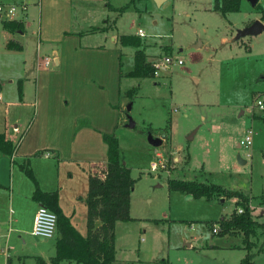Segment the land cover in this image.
Returning <instances> with one entry per match:
<instances>
[{
	"label": "rangeland",
	"instance_id": "1",
	"mask_svg": "<svg viewBox=\"0 0 264 264\" xmlns=\"http://www.w3.org/2000/svg\"><path fill=\"white\" fill-rule=\"evenodd\" d=\"M25 1L32 6L26 22L36 29L34 8L38 0ZM212 1L166 0L157 7L152 0H46L48 10L43 8L41 16V26L45 29L64 28L71 4L72 25L78 29L85 31L107 20L113 36L118 39L135 36L137 30L144 34L139 38L138 48L106 41L105 48L71 52L70 62L78 57L113 61L120 54L121 71L125 74L132 69L136 50H141L149 63L174 53L183 57L181 66L168 65L156 77H122L113 121L101 128L102 134L117 139L119 159L134 181L129 195L131 220L121 223L117 229L116 253L121 260L113 264H126L121 261L128 259L137 260L134 264L146 261L147 264H237L243 257L244 251L238 248L240 237H219L210 231L211 225L217 228L216 222L230 215L236 199H186L187 195L168 190V179L214 184L241 192L251 199L252 217L264 226V113L252 108L254 99L264 96V31L233 41L237 30L259 20L264 0H257V9L247 0H241L237 12L225 15L212 9ZM106 2L109 6L105 8ZM82 4L83 9L79 10ZM93 5L92 12L87 13L88 7ZM82 35V45L103 44L100 34ZM76 42L71 40L69 44ZM198 42L200 46L195 49ZM33 44L32 41L27 51L31 72ZM45 51L47 49L41 48L38 62H42L40 57H44ZM14 56L21 60L20 56ZM48 67H51L50 62ZM65 72L49 80L48 88L53 92L50 99L55 106L63 104L60 98L68 92ZM3 77L7 80L8 74ZM84 83L81 80L79 91L83 99L94 103L97 91L85 89ZM58 92L61 95H57ZM66 98L71 104L72 97ZM129 121L133 123L131 128ZM59 126L60 134L65 136L61 146L68 150L69 128ZM248 130L252 133L250 149L238 148L239 140ZM94 133L93 153L96 155L102 153L104 145ZM148 135L159 139L160 146H151ZM156 155L165 161V168L157 167L152 172L150 163L158 161ZM237 157L245 160V164H239ZM92 168L94 175L104 171L100 165ZM85 197L86 190L81 203L74 207L73 219L76 223L80 218L76 229L82 236L86 230ZM24 239L28 246L40 250L44 262L49 264L54 256V240L35 243L29 235ZM186 244L190 247L186 248ZM252 264H264V245Z\"/></svg>",
	"mask_w": 264,
	"mask_h": 264
},
{
	"label": "crops",
	"instance_id": "2",
	"mask_svg": "<svg viewBox=\"0 0 264 264\" xmlns=\"http://www.w3.org/2000/svg\"><path fill=\"white\" fill-rule=\"evenodd\" d=\"M15 1H0L3 5L14 4L24 7V11L14 19L22 22L23 29L19 32L10 33L4 30L1 24L4 19L0 17V134L4 135L7 142L14 145L11 155L0 152V264H26L29 261L35 264H46L42 252L28 246L24 239L31 230L35 210L41 204L32 201L33 185L22 173L19 165L29 167L42 192L56 193L60 210L64 216L68 217L70 224L77 231L76 225H79L80 218H77L76 223L73 222L74 207L81 203L85 190L87 194V180L92 167L100 165L102 170L105 169L106 148L103 144L104 152L102 150V153L94 155L93 132L101 140V135H103L101 128L109 126L113 121L114 108L117 107L120 93V81L126 73L121 71L120 54H117L113 61L100 57H78L70 62L71 59L68 58L71 52L76 53L77 50L105 48L106 41L118 42V37L113 36L107 20H102L101 26L90 27L91 29L85 31L78 29L72 25L73 9L70 4L69 16L63 25L64 28L45 29L41 26V16L43 8L48 10V3L46 0L45 2L38 0L34 8L37 12V27L33 29L26 22L31 4L25 0ZM83 6L84 4L79 7V10L83 9ZM108 6L106 2L105 8ZM94 7V5L89 6L87 13L92 12ZM90 18L92 19V15ZM83 33L91 36L100 34L103 44L99 46L82 45L80 37ZM9 40L18 43L20 50H7L5 44ZM71 40L77 42L71 46L69 44ZM32 41L35 54L31 72L27 64V61L31 60L27 51ZM55 42H57L56 46ZM64 45H68L65 48L68 51H65ZM41 48L47 51L44 52V57L40 58L50 57L51 67L44 68L41 62H38ZM14 55L20 56L21 60ZM23 55L24 57H21ZM67 62L68 65L64 67ZM4 72L8 74L7 80L3 77ZM61 72L68 75L65 77L68 92L60 98L63 104L59 103L55 106L51 103L50 97L53 92L48 88V84L50 78L54 75H61ZM31 77H33L32 84L30 83ZM81 80L85 82V89L89 87L97 91L94 103L83 99L79 91ZM194 81L196 83V79ZM57 95L61 93L58 92ZM66 96L72 97L71 104H68ZM263 97L261 98L264 100ZM73 100L79 105H76ZM66 109H69L68 114H66ZM61 124L69 128L68 150L61 146L65 138L60 134L59 125ZM191 136L188 139H191ZM44 155L47 157L45 158ZM185 156V163H187L189 156L188 154ZM241 161V165L245 164V160L241 159ZM250 202L249 198L251 208ZM121 223L123 222H116L114 226V262L121 260L116 253L117 229ZM79 235L82 236L80 233ZM31 240L35 242L32 238ZM189 247L190 244H186V248ZM134 261L137 260L128 259V261L122 260L121 262L129 264ZM60 264L73 263L62 262ZM144 264H147V261Z\"/></svg>",
	"mask_w": 264,
	"mask_h": 264
},
{
	"label": "trees",
	"instance_id": "3",
	"mask_svg": "<svg viewBox=\"0 0 264 264\" xmlns=\"http://www.w3.org/2000/svg\"><path fill=\"white\" fill-rule=\"evenodd\" d=\"M241 0H213L212 9L221 15L237 12ZM258 8V4L254 6ZM259 21L264 23V10H260ZM2 27L10 33L23 29L22 22L3 20ZM118 42L123 47L140 46L136 36H121ZM9 51H19L20 45L12 40L5 44ZM153 68L147 62L141 50L133 54L132 69L125 74L130 78L152 77ZM134 92V89L131 90ZM130 96V93H127ZM264 121V116H262ZM149 133V129H145ZM105 145V169L103 178L89 175L87 180V194L85 197V236L82 237L64 216L57 203L55 192H42L27 165H19L22 173L31 181L33 191L32 201L40 203L56 216V237L54 239V256L50 264L68 262L73 264H113L114 263V226L116 222H128L129 195L134 181L129 170L119 159L118 141L112 135H101ZM14 145L7 142L0 134V152L11 155ZM166 185L169 191L190 195L192 198H234L235 208L227 218H220L217 222L216 235L237 236L241 238L243 257L237 264H252L253 258L262 251L264 245V226L251 215L248 206L249 198L238 191H229L214 184H204L196 181L168 179ZM241 209L240 214L235 210ZM212 225L210 226V231ZM236 248V247H233ZM42 264V263H38ZM134 264V263H129Z\"/></svg>",
	"mask_w": 264,
	"mask_h": 264
},
{
	"label": "built area",
	"instance_id": "4",
	"mask_svg": "<svg viewBox=\"0 0 264 264\" xmlns=\"http://www.w3.org/2000/svg\"><path fill=\"white\" fill-rule=\"evenodd\" d=\"M23 11H24L23 6L0 4V17H2L4 20H14ZM135 35L139 38L144 36L141 30H137ZM49 62L50 60H48V58H43L41 62L42 67L46 68ZM171 64H176L177 66H181L183 64V57L178 53H174L172 55L164 56L161 61L151 63V66L153 68L152 76L156 77L159 71L166 69V67ZM252 108L256 109L261 113H264V100L261 97H256L253 101ZM251 143H252V133L250 130H248L245 136L239 140L238 148L243 147L248 150L251 147ZM44 157L46 158L47 155H44ZM248 157L249 154L247 153L246 158ZM156 158L158 159L157 162L153 161L150 163V171L152 172L156 171L157 167L161 169L165 168V161L161 160L159 155H156ZM93 172L94 171H92L90 175L97 176L99 179L103 178L104 171L98 173V175H94ZM235 212L236 214H240L241 209L237 208ZM262 214L264 215V210ZM216 232H217V228L213 226L211 229V233L216 234ZM55 234H56V216L45 207L38 206L33 216L32 226L29 232L30 237L34 241H44V240L53 239L55 237Z\"/></svg>",
	"mask_w": 264,
	"mask_h": 264
},
{
	"label": "water",
	"instance_id": "5",
	"mask_svg": "<svg viewBox=\"0 0 264 264\" xmlns=\"http://www.w3.org/2000/svg\"><path fill=\"white\" fill-rule=\"evenodd\" d=\"M164 1L166 0H152V2L158 7L160 6ZM250 4L251 7H254L257 4V0H247ZM264 31V25L262 22H260L259 20L253 21L250 25L239 29L236 31L235 36L233 38V41H238L241 38L244 37H253L256 36L258 34H260L261 32ZM200 46V43L198 42L197 44L194 45V48L196 49L197 47ZM129 108L127 107V110ZM128 127H133V123H131L129 121L128 123ZM190 138V137H189ZM147 141L148 143L153 146V147H158L161 144V141L159 139H153L150 135L147 136ZM237 161L239 164H242V161L239 157H237ZM192 197L187 195L186 199H191Z\"/></svg>",
	"mask_w": 264,
	"mask_h": 264
}]
</instances>
